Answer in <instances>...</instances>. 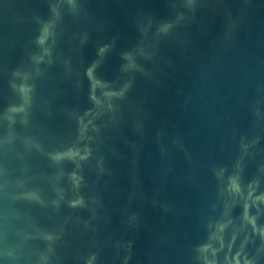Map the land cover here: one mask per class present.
I'll return each instance as SVG.
<instances>
[{"label": "water", "instance_id": "water-1", "mask_svg": "<svg viewBox=\"0 0 264 264\" xmlns=\"http://www.w3.org/2000/svg\"><path fill=\"white\" fill-rule=\"evenodd\" d=\"M0 264H264V0H0Z\"/></svg>", "mask_w": 264, "mask_h": 264}]
</instances>
